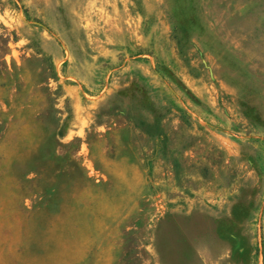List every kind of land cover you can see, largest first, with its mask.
Masks as SVG:
<instances>
[{
  "label": "rangeland",
  "instance_id": "1",
  "mask_svg": "<svg viewBox=\"0 0 264 264\" xmlns=\"http://www.w3.org/2000/svg\"><path fill=\"white\" fill-rule=\"evenodd\" d=\"M0 264H264V0H0Z\"/></svg>",
  "mask_w": 264,
  "mask_h": 264
}]
</instances>
